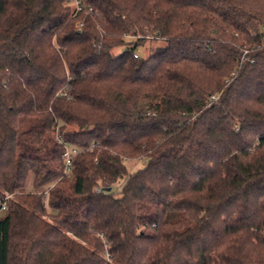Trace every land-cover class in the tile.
I'll return each mask as SVG.
<instances>
[{
  "label": "trees",
  "instance_id": "trees-1",
  "mask_svg": "<svg viewBox=\"0 0 264 264\" xmlns=\"http://www.w3.org/2000/svg\"><path fill=\"white\" fill-rule=\"evenodd\" d=\"M79 1L0 0V264H264V0Z\"/></svg>",
  "mask_w": 264,
  "mask_h": 264
},
{
  "label": "rangeland",
  "instance_id": "rangeland-1",
  "mask_svg": "<svg viewBox=\"0 0 264 264\" xmlns=\"http://www.w3.org/2000/svg\"><path fill=\"white\" fill-rule=\"evenodd\" d=\"M163 44L161 41H151V42H146L141 48H139V54L143 55V56H148L150 55L156 46ZM125 49L124 46H120L114 49L115 53H120ZM146 103V100H144L141 103V107H144ZM145 165V160H132L128 162V167L130 170H135L138 168H141ZM4 213V212H3Z\"/></svg>",
  "mask_w": 264,
  "mask_h": 264
},
{
  "label": "built area",
  "instance_id": "built-area-1",
  "mask_svg": "<svg viewBox=\"0 0 264 264\" xmlns=\"http://www.w3.org/2000/svg\"><path fill=\"white\" fill-rule=\"evenodd\" d=\"M71 1L74 2L75 9H76V14L79 13V12H81V10H82L81 2L79 0H71ZM77 25L81 27L83 25V22L80 21V22H78ZM261 32H262L261 40L264 41V25L262 27ZM137 56L138 55L136 54L135 57H137ZM212 98L215 99L216 96H213ZM59 139L61 140V137H59ZM78 153H79V150H77V149H72L70 147H67L66 148V150H65V152L63 153V156H62L64 158V161H65V172L66 173H70V171L72 169L73 158ZM98 190H100V189H98ZM4 209H5V206H3V209L2 210H4ZM1 212L2 211L0 210V214H1Z\"/></svg>",
  "mask_w": 264,
  "mask_h": 264
}]
</instances>
